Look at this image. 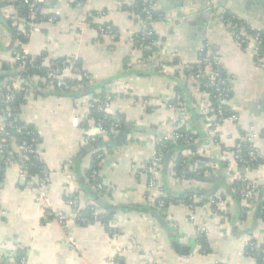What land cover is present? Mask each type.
I'll return each instance as SVG.
<instances>
[{"label": "crops", "instance_id": "obj_1", "mask_svg": "<svg viewBox=\"0 0 264 264\" xmlns=\"http://www.w3.org/2000/svg\"><path fill=\"white\" fill-rule=\"evenodd\" d=\"M121 1L124 0H47L43 13L47 17L55 15L56 21L41 23L24 40L20 35L26 25L25 17L13 5L2 10L14 29L1 20L0 93L3 85L16 76L9 69L16 68L14 56L20 50L31 57L45 54L46 65L56 59L77 60L90 79L88 88H74L76 92L72 94L35 85L29 101L21 107L20 120L34 127L39 136L36 158L48 170L47 197L37 201L36 188L23 184L18 166L2 169L0 264H105L111 257L122 264H258L254 257L245 255L244 243L253 239L264 244V222L254 220L251 213L241 224L242 200L238 205L233 199L226 214L198 201L194 202V210L184 200L172 203L167 211L171 221L156 209L168 224L165 228L138 209L147 207L143 205L146 203L152 205L157 198V192L148 188L144 167L156 152L155 143L174 132L173 121L177 117L173 109L146 103L166 99L174 102L180 97L187 111L195 110L202 96L196 79L184 65L196 64L205 45L232 77L228 108L238 116V121L221 126L218 145L201 119L190 121L187 128L195 133L198 147L188 173L194 179L182 184L174 181L171 165L178 154L170 152L160 186L172 192L198 190L191 195L197 198L219 193L231 196L230 184L242 178L264 186V164L243 175L233 158L235 145L247 141L252 128L257 133L253 146L264 158V71L257 66L251 50L237 43L233 33L214 17L203 0H148L155 15L162 19L152 25L159 39L157 50L146 58L141 51L134 50L133 43L145 24L139 15L121 10ZM215 10L227 11L254 31L264 32V0H215ZM98 24L112 25L118 36L100 34L92 26ZM177 86L182 87L184 94L175 91ZM100 96L112 98L106 112L109 116L124 117V123L118 121L122 130H133L127 144H108V139L93 145L85 142L86 105ZM74 116H79L78 124ZM13 149L20 153L18 147ZM101 152L106 159L99 163L95 155ZM223 163L225 167L220 166ZM202 165L215 166L217 171L200 174L197 169ZM134 166H138V173ZM95 167L99 181L113 193L102 196L95 185L91 188L90 171ZM196 176L209 180L198 181ZM94 189L98 192L95 198ZM75 197L79 208L96 203L98 212L116 211L109 227L102 221L75 225L78 250L68 244L59 224L43 220L50 207L75 213L68 204ZM99 201L105 202L106 208ZM134 204L121 211V206ZM199 224L206 227V253L195 242ZM174 235L177 239L180 236L183 245L193 241L188 256L173 248Z\"/></svg>", "mask_w": 264, "mask_h": 264}, {"label": "built area", "instance_id": "obj_2", "mask_svg": "<svg viewBox=\"0 0 264 264\" xmlns=\"http://www.w3.org/2000/svg\"><path fill=\"white\" fill-rule=\"evenodd\" d=\"M5 2L9 5H23L27 8V15L25 16L26 25L23 30V33L26 35L31 32L36 31L39 28V25L42 23V15H43V6L47 2V0H5ZM205 6L211 11L213 10V15L216 17L219 22L224 24L234 35L237 43L244 49L251 50L252 54L256 59L257 66L264 71V47H263V39L259 32L251 33L248 31L247 27L242 23L237 22L233 17L224 16V12L222 10H215V0H203ZM134 3V0H124L119 3V8L121 10H125L128 6H131ZM9 6H6L8 8ZM215 10V12H214ZM141 13L144 17L141 20L145 24V28L141 34L137 35L134 38V50L143 51L144 49H148L151 45H159V42L155 40V32L152 27L153 23L157 20H161V17L155 15L150 2L148 0H143V6L141 9ZM55 15H49L46 17V21L49 23H54L56 21ZM29 28V30H27ZM101 34L108 35L112 37L118 36V32L113 27H105L101 28ZM15 61L17 63V69L20 74H24L28 72L31 68H39V64L45 66L47 68V76L43 77L41 81L45 83L49 87H57L64 90H71L72 86L68 83V79L71 75L77 74L80 78L81 68L75 64V62L58 66L53 61L48 65L45 64L46 57H42L40 62L37 64L34 63L35 60L31 57L28 52L24 50H20L15 53ZM186 68L189 71H192V75L195 78H201L202 76L207 77V83L205 84V88L211 90L213 92L212 98L215 99L217 106L214 108L213 103L210 101L209 95L207 92H201V99L195 105L194 113L201 117V121L205 124L210 134L212 135L213 141L218 145L219 136L218 131L221 126L224 124L231 122L235 123L238 121V116L232 113L228 108V103L231 98V80L232 77L228 74H225L221 70V66L219 61L213 58L209 53V48L205 45L201 51V54L196 62V66H188L185 64ZM84 77L89 80L90 77L85 74ZM20 79L9 81L4 84L2 87V91L0 93V98L5 103L6 107L2 109V117L0 118V173L3 168L8 167H19V175L23 184L27 187H34L37 190V201L41 202L46 199V189L48 184V170L43 168L40 177L33 178L26 165L24 164L25 160L30 158V155L36 156V148L39 142V138L37 137L38 133L36 130L28 131V135L32 137L31 142L23 141L19 146L20 156L19 158H11L4 157V150L7 144V128L10 126L15 127V130L18 134H24V131L27 128L14 126L13 123H7L6 119L10 118L12 113L17 111V108L14 106V102L16 99V92L20 89ZM25 103L29 101V95L24 96ZM112 103V98L107 96L101 101H92L87 106L86 115H85V123H91V125L86 126L85 134L86 139L85 142L87 144H96L99 140H109L111 138L116 137L121 131L122 128L119 124L112 125L110 128H105L103 126L102 121L100 120L97 123H94L92 120L94 113H106ZM149 106L156 107H164L170 108L177 112L176 120L173 121L174 132L170 136H165L160 138L156 143V152L152 159L145 165L144 172L149 178L148 188L151 190H155L157 192L156 198V207L159 212L166 216L165 218L168 221H171L170 217L167 216V210L165 208V193L160 186V177L162 175V166L165 160V152L167 150L166 141L174 140L181 141L186 146H192L197 142V138L193 131L188 130L189 132L186 134H181L178 130L188 125L191 121L190 114L184 105L182 104L181 98L177 97L174 102L169 100H159V101H149L146 103ZM108 115V114H107ZM79 116H74V121L76 124L79 123ZM257 138L256 131L252 128L250 133L246 137L247 141L238 142L233 151V158L237 165H240L241 168H245L249 170L253 165L258 161L260 157L255 147L253 146V142ZM246 142L248 144V149L244 151L243 144ZM194 153L187 151L186 155L188 157L192 156ZM96 161L101 163L106 159V155L104 153H97L95 155ZM175 165L172 164L171 168L173 169ZM136 167L134 166V171L136 173ZM215 166L208 167L214 168ZM172 177L177 184H182L185 180L184 176L177 175V172L174 170L171 171ZM207 174V172H205ZM204 174V175H205ZM90 179L95 185V189L98 192L103 194L102 196H107L114 192L112 189L107 190L105 188V184L100 182L98 179L97 170H92ZM244 186L239 189L240 199L244 204V219L241 220V224L246 221V218L249 214L254 212L256 209L257 203V193H258V185L255 183L248 181L243 178ZM264 185V182H263ZM264 187V186H263ZM198 201L201 205L205 207H212L215 211L220 214H226L229 208L232 205V197L225 196L223 194H215L212 196H201V197H190L185 203H188V207L191 210L196 208L194 206V202ZM68 204L76 210L75 213L69 214L63 211H58L56 209H52L51 207L44 213L43 220L47 223H57L65 232L66 239L68 244L71 246L73 250H78L79 246L74 236V227L76 224L82 223H92L100 221V214L98 211H95L91 218H86L78 213L79 202L75 197L72 201L68 202ZM151 205V204H150ZM191 220H195V216L191 217ZM106 226H110V221L104 223ZM206 227L203 224H199L196 228V237L199 238L205 235ZM181 240L180 236L179 239ZM182 241V240H181ZM244 253L246 256L260 258L262 264H264V247H260L256 241L253 239H248L244 243ZM248 249V250H247ZM206 253V249H200ZM257 254V255H256ZM105 264H119L118 258L111 257L109 258Z\"/></svg>", "mask_w": 264, "mask_h": 264}, {"label": "trees", "instance_id": "obj_3", "mask_svg": "<svg viewBox=\"0 0 264 264\" xmlns=\"http://www.w3.org/2000/svg\"><path fill=\"white\" fill-rule=\"evenodd\" d=\"M6 6H9V5L5 2V0H0V22L2 19L6 20L7 25L9 26V29H14L12 27V22L9 19H7L6 17H4V15L2 13L3 8H5ZM13 6L20 12V14L22 16L25 17L27 15V8L25 6H23V5H13ZM142 6H143V0H135V2L131 6H128L125 10L131 12L132 14L139 15L140 18H142V17H144L143 14L141 13ZM224 16L235 18L234 16L229 15V13L227 11L224 12ZM46 17H47V15H44V13H43L42 23L46 22ZM235 20L237 22H240L236 18H235ZM240 23H242L244 26H246L249 32L256 33V31L251 29L245 23H243V22H240ZM92 26L95 27L99 31L100 34H101V32H100L101 28H105L108 26L112 27V25H109V24H98V25H92ZM27 30H29V28ZM259 33L261 34V37L263 39V47H264V32H259ZM20 36H21L22 40H24L27 37L25 33H22ZM154 38H155V40H159L157 38V35H155ZM156 50H157V46L151 45L148 47V49H144L142 51V53H143V56L148 58ZM42 57H46V55L42 54L38 57H33V59L35 60L34 63L37 62V64H38ZM53 62L58 66L68 65V64H71L73 62H75V64L77 66L80 65L79 61H77V60L74 61L72 59L71 60H65V59H59L58 60V59H56ZM192 66L195 67L196 64H194ZM17 68L18 67L16 65V68H15V66H13L9 69L10 73H16V76L12 77L11 80H9V81H14V80L20 79V77L22 78L21 82H20L21 87L16 92V99L14 102V106L17 108V111L12 113L11 117L6 119L7 120L6 122L7 123L12 122L14 126H19V127H23V128H27V129L24 131V134L20 135L16 132L15 127L10 126L7 128V133H6L7 144H6V148L4 150V154H3L5 158L11 157V158H15V159L19 158L21 153L13 151L14 150L13 148H15V147L19 148V146L21 145V143L23 141L31 142L32 137L30 135H28L27 133L30 130L31 131L35 130L34 127H32L30 125H26L25 122L20 120V116H19L20 110H21V107L23 106V104H25L24 96L29 95V94H33V92L31 90L33 89V87L35 85H37L41 88H48L47 85L41 81V79L43 77L47 76V68L45 66H43L42 64L41 65L39 64V68H31L30 70H28V72L25 73L26 74L25 77H22V74L19 73V70H17ZM221 70L225 73V71L223 70L222 67H221ZM81 72L82 73L80 74L81 75L80 78L77 74L71 75L69 77L68 83L72 86L71 90L60 89V88H57L56 86H55V88H56L55 90L56 91L58 90L62 93H66V94H72V93L76 92V90H74V88H81V87H84L83 89L88 88V86L86 85L88 80L84 77L85 72H83L82 70H81ZM190 72L192 73V71H190ZM195 79H196V83H197L196 85L199 88V91L200 92L205 91L208 93L210 101L213 103V106L215 108L217 106V103H216L215 99L212 98L213 92L211 90L205 88V84L207 83V77L202 76L201 78H198V79L195 78ZM175 91L177 93L184 94V91H183L181 86L180 87L177 86L175 88ZM101 100H103V96L96 97L93 101H101ZM5 107H6L5 103L0 98V109H4ZM188 112L190 114L191 122L195 121V120L198 121L201 119V117L199 115H196L194 113V110L192 112L188 110ZM0 116H2L1 113H0ZM123 118L124 117H121V116H109L106 113H94L92 120L94 121V123H97L101 120L103 123V126L107 129L110 128L112 125H115V124H119L121 126V128L123 129V126L121 125V123L118 122L119 120H122L121 122L124 123ZM88 124L89 123H85V126H88ZM188 130L189 129L187 128V126H185L178 131L181 134H186L189 132ZM37 137L39 138L38 135H37ZM104 141H105L104 139H101L96 144L104 143ZM166 146H167V150L165 152L166 153L165 154V160L163 162V167H162V172H161L162 175H164V172L166 170L165 168H166L167 164L165 162H166V158H167L168 154L170 152H174L178 155L173 160V164L175 166L173 167L172 170L177 172V175L184 176L185 177L184 181L186 183L192 181L194 178L190 177L188 175V173H190L192 171L194 159L192 158V156L188 157L186 155V153H187V151H190V152L195 154L198 151L197 142L195 144H193L192 146H186L181 141L179 142V141H174V140H168V141H166ZM243 146H244V151L249 148L248 144H246V143H244ZM24 164L26 165L30 175L33 178L40 177L43 168H45V165L42 164V162L40 160H38L36 158V156H34V155H30V158L28 160H25ZM263 164H264V158L259 157L258 161L249 170H256L257 168H259ZM220 166L225 167L224 163L221 164ZM238 168L241 169V166L238 165ZM92 170H96V167ZM92 170L90 171V173L92 172ZM216 171H217L216 167L209 169L206 165H202L197 169V172L200 174H204L205 172H209L211 174H214ZM197 172L194 171L195 174ZM90 173H89V175H90ZM240 173H241V171H240ZM0 175H2V172L0 173ZM242 179L241 180H235L229 186L230 187L229 195H231L232 199H234L238 205H239V202L241 200L240 194H239V189L244 186V182L242 181ZM91 184H92L91 188H93L94 187L93 182ZM261 185L258 186L259 190L257 193L256 209L254 210V212H252V214H254V216H253L254 220L264 222V187ZM189 189H191V188L183 189L182 191H178V192H176V191L172 192V191L168 190L166 187H163V191L165 193V198L163 200L165 201L166 210L168 211V208L172 203H177L181 200L187 201L191 197V195L199 192L198 190H192V189L189 190ZM95 191H96L95 189H94V191H92L93 198H95V196L98 195V192L97 191L95 192ZM143 205L150 207L151 209H155V210L157 209L156 200H154V202H152V205H150L148 203L143 204ZM131 206H136V204L121 206V208H122L121 211L125 212V210H127ZM244 209L239 205V211L240 212H241V210H244ZM99 210L100 209L98 208L96 203H94L91 206H86L85 208H79L78 213L81 214L82 216L86 217V218H91V215L95 211H99ZM244 212H245V210H244ZM99 213H100V221H102L103 223L109 222V220H111L114 217V215H108L106 211L105 212L101 211ZM241 215H242V213H241ZM163 217H166V216L163 215ZM242 217H245V215H243ZM242 219H244V218H242ZM247 219H248V216L246 218V221H247ZM78 225H85V224L79 223ZM254 228H256V227H254ZM195 242H196L197 246L200 247V249H206V252H208V242H207V238L205 235H203L199 238H196ZM260 247H264V244L260 245ZM254 258L257 260L258 264H262L260 258H256V257H254ZM118 262H119V264H122L121 260H119V259H118Z\"/></svg>", "mask_w": 264, "mask_h": 264}, {"label": "water", "instance_id": "obj_4", "mask_svg": "<svg viewBox=\"0 0 264 264\" xmlns=\"http://www.w3.org/2000/svg\"><path fill=\"white\" fill-rule=\"evenodd\" d=\"M26 74H22V77H25ZM132 129H125L122 130L116 137L109 139V141L107 142L108 144H120V145H124L127 144L128 142V135H130L132 133ZM92 148V147H91ZM241 172L242 174H246L247 170L245 168H241ZM192 177H194V175H190ZM195 179H197L198 181H208V178L205 177H201V176H196ZM99 204L101 206H103V208H106V204L103 201H99ZM140 212H142L143 214L146 215H150L152 217H154L158 223L160 224V226L162 228H165L168 224L167 222L163 219V217H161V215L156 211V210H152L150 207H141L138 209ZM116 211L115 210H109L108 214L109 215H113L115 214ZM169 230V229H167ZM193 242V241H192ZM192 242H189V244L183 245L179 242V240L177 239V236L174 235L171 238V244L173 246V248L176 250V252H178L179 254H181L182 256H188L192 249H193V244Z\"/></svg>", "mask_w": 264, "mask_h": 264}]
</instances>
